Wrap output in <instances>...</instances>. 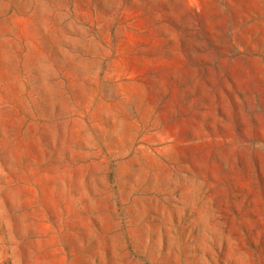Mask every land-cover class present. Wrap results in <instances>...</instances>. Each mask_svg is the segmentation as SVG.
I'll return each mask as SVG.
<instances>
[{"label":"rangeland","instance_id":"374dc122","mask_svg":"<svg viewBox=\"0 0 264 264\" xmlns=\"http://www.w3.org/2000/svg\"><path fill=\"white\" fill-rule=\"evenodd\" d=\"M0 264H264V0H0Z\"/></svg>","mask_w":264,"mask_h":264}]
</instances>
